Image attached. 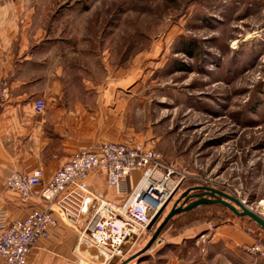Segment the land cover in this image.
Segmentation results:
<instances>
[{
  "label": "rangeland",
  "instance_id": "374dc122",
  "mask_svg": "<svg viewBox=\"0 0 264 264\" xmlns=\"http://www.w3.org/2000/svg\"><path fill=\"white\" fill-rule=\"evenodd\" d=\"M31 1L35 38L70 73L50 108L89 142L143 143L186 176L152 231L201 186L264 218V0ZM160 240L130 264H264L246 250L264 231L218 205L174 216Z\"/></svg>",
  "mask_w": 264,
  "mask_h": 264
},
{
  "label": "built area",
  "instance_id": "2783aa9c",
  "mask_svg": "<svg viewBox=\"0 0 264 264\" xmlns=\"http://www.w3.org/2000/svg\"><path fill=\"white\" fill-rule=\"evenodd\" d=\"M8 96L9 85L0 80V115ZM46 110L45 100L34 103L36 113ZM96 173H102L108 189L126 200L118 204L99 196L92 180ZM45 179L42 167L27 175L7 172L6 187L18 193L20 201L28 203L39 190L46 208L7 225L0 222V264H30L28 257L36 243L54 237L62 223L76 229L80 245L97 249L110 263L124 245L131 248L133 240L153 230L151 224L186 176L165 165L162 155L143 143L113 142L76 152L50 181ZM246 250L264 255L259 244Z\"/></svg>",
  "mask_w": 264,
  "mask_h": 264
},
{
  "label": "crops",
  "instance_id": "0c3cea01",
  "mask_svg": "<svg viewBox=\"0 0 264 264\" xmlns=\"http://www.w3.org/2000/svg\"><path fill=\"white\" fill-rule=\"evenodd\" d=\"M27 3L33 2L0 0V80L9 85L0 115V222L4 225L46 208L39 190L28 203L20 201L19 194L6 187L8 171L27 175L42 167L48 182L76 152L102 144L84 139L82 127L64 109L50 108L52 102L66 98L64 79L69 68L63 67L60 58L47 55L59 51V46L42 45L35 38ZM39 99L47 102V110L40 114L34 111ZM92 180L99 196L118 204L126 200L125 195L108 189L102 173L93 174ZM132 187L130 183L128 192ZM36 244L28 257L30 264H109L97 249L80 245L76 229L65 223L54 237Z\"/></svg>",
  "mask_w": 264,
  "mask_h": 264
},
{
  "label": "water",
  "instance_id": "95a60500",
  "mask_svg": "<svg viewBox=\"0 0 264 264\" xmlns=\"http://www.w3.org/2000/svg\"><path fill=\"white\" fill-rule=\"evenodd\" d=\"M192 191H199L201 193L190 195ZM189 198H199L195 201L188 203L187 205H179L181 201L186 203ZM221 204L230 211L232 210L237 216L241 218L248 217L251 221L256 223L260 229L264 231V218L251 209L245 207L237 198L234 196L227 195L226 193L213 189L207 186L195 187L188 189L183 193L173 204L170 209V213L167 217L159 224V228L155 231L145 232L139 238L133 240L131 248L127 245L122 247L120 254H116V257L109 264H130L133 260H139L145 253L148 252L155 243H160V234L166 227V224L173 219L174 216L187 213L192 209L201 207L202 205H217ZM159 215L155 218L151 224V229L154 228V223L157 221Z\"/></svg>",
  "mask_w": 264,
  "mask_h": 264
},
{
  "label": "trees",
  "instance_id": "16d2710c",
  "mask_svg": "<svg viewBox=\"0 0 264 264\" xmlns=\"http://www.w3.org/2000/svg\"><path fill=\"white\" fill-rule=\"evenodd\" d=\"M177 193V192H176ZM218 206H220V207H222L223 209H226V210H228L226 207H224V206H222L221 204H217ZM217 205H202L203 207H216ZM167 208V207H166ZM165 209V208H164ZM163 209V210H164ZM195 209H192L191 211H194ZM191 211H188L187 213H183V214H180V215H186V214H188L189 212H191ZM234 213V212H233Z\"/></svg>",
  "mask_w": 264,
  "mask_h": 264
},
{
  "label": "flooded vegetation",
  "instance_id": "af4514ba",
  "mask_svg": "<svg viewBox=\"0 0 264 264\" xmlns=\"http://www.w3.org/2000/svg\"><path fill=\"white\" fill-rule=\"evenodd\" d=\"M192 200H193V199H192ZM189 202H191V198H189L188 201H187L186 203H184V201H181V202L179 203V205H187ZM168 205H169V204H168ZM168 205H166L165 208H166ZM154 224H155V223H154Z\"/></svg>",
  "mask_w": 264,
  "mask_h": 264
}]
</instances>
